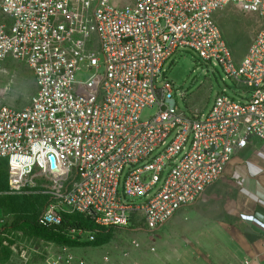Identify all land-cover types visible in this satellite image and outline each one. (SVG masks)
I'll return each mask as SVG.
<instances>
[{"label":"built area","instance_id":"1","mask_svg":"<svg viewBox=\"0 0 264 264\" xmlns=\"http://www.w3.org/2000/svg\"><path fill=\"white\" fill-rule=\"evenodd\" d=\"M230 5L261 18L239 62L215 20ZM0 9L11 18L0 23V69L22 61L34 81L25 106L0 105V160L11 192L49 195L41 225L80 213L99 228L158 233L236 154L264 142V0H0ZM184 49L221 68L243 100L222 91L208 111H182L165 63ZM38 176L54 187L37 186ZM7 222L0 264H116L109 252L96 263L78 246L5 232ZM71 237L93 242L96 233Z\"/></svg>","mask_w":264,"mask_h":264},{"label":"rangeland","instance_id":"2","mask_svg":"<svg viewBox=\"0 0 264 264\" xmlns=\"http://www.w3.org/2000/svg\"><path fill=\"white\" fill-rule=\"evenodd\" d=\"M128 2L129 0H112L115 6ZM215 20L222 29L235 61L239 62L246 55L261 25V18L257 14L244 13L235 5H230L219 10L215 14ZM2 22L9 24L11 18L0 9V23ZM165 71L166 81L173 86V96L178 107L189 116L197 110L208 111L216 95L222 91L237 100H243L239 93L240 88L234 80L228 78L221 68H215L202 60L191 49L178 51L165 63ZM33 90V76L28 66L22 61L9 58L0 69V105L21 108L29 102ZM154 113L155 108L146 109L143 119H148ZM253 148L248 151L263 153L264 142L256 141V149ZM34 182L40 187H54L49 177L38 176ZM27 195L29 194L13 193L9 190L7 162L1 161L0 219H6L10 223L20 217L36 219L45 208L46 202L40 197ZM190 221V209L185 208L158 233L152 234L146 227L141 228L139 223L131 228L113 227L108 233L102 234L95 245L78 246L75 250L82 255H88L96 263H101L104 253L109 252L116 264H178L175 258H180L183 264L186 245L199 247V240H187L191 235L200 232L199 228H190ZM25 235L34 233L26 230ZM134 238L140 242L141 248L138 250L130 245V240ZM124 251H129L126 258L123 256Z\"/></svg>","mask_w":264,"mask_h":264},{"label":"crops","instance_id":"3","mask_svg":"<svg viewBox=\"0 0 264 264\" xmlns=\"http://www.w3.org/2000/svg\"><path fill=\"white\" fill-rule=\"evenodd\" d=\"M250 148L256 149L236 154L220 179L185 207L190 228L200 232L187 239L199 240V247L186 245L183 264H264V228L258 222L264 223V152Z\"/></svg>","mask_w":264,"mask_h":264},{"label":"trees","instance_id":"4","mask_svg":"<svg viewBox=\"0 0 264 264\" xmlns=\"http://www.w3.org/2000/svg\"><path fill=\"white\" fill-rule=\"evenodd\" d=\"M1 161L6 160H0V162ZM27 196L40 197L44 199V201L46 202L45 208L34 220L20 217L16 218L12 223L8 221L7 224L3 226L5 232H13L19 230L25 232L27 230L32 231L34 233V235H29L30 237L54 242L59 245L88 246L95 245L98 238L101 237L102 234L108 233L113 228H99L92 222V220L88 216L80 213L65 214L63 216L62 223L59 225L43 226L39 223V216L46 209L47 205L50 202L49 195L43 194L41 192H35ZM73 229L94 231L96 233V238L93 242H80L76 239H72L71 232ZM9 253V248L3 245V240L2 238H0V260L5 261L9 257Z\"/></svg>","mask_w":264,"mask_h":264},{"label":"water","instance_id":"5","mask_svg":"<svg viewBox=\"0 0 264 264\" xmlns=\"http://www.w3.org/2000/svg\"><path fill=\"white\" fill-rule=\"evenodd\" d=\"M51 159H52V161L54 160V158H53V157H52ZM53 166H54V165H53Z\"/></svg>","mask_w":264,"mask_h":264}]
</instances>
